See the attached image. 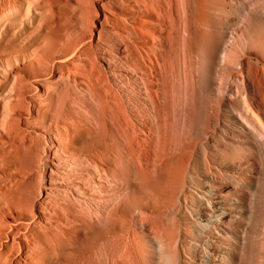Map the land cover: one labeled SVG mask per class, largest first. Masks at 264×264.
I'll return each mask as SVG.
<instances>
[{
	"label": "bare ground",
	"instance_id": "1",
	"mask_svg": "<svg viewBox=\"0 0 264 264\" xmlns=\"http://www.w3.org/2000/svg\"><path fill=\"white\" fill-rule=\"evenodd\" d=\"M0 264H264V0H0Z\"/></svg>",
	"mask_w": 264,
	"mask_h": 264
},
{
	"label": "rangeland",
	"instance_id": "2",
	"mask_svg": "<svg viewBox=\"0 0 264 264\" xmlns=\"http://www.w3.org/2000/svg\"><path fill=\"white\" fill-rule=\"evenodd\" d=\"M234 80H235V78L233 79L232 83H234ZM235 94H236L235 96L237 97V99H240L241 94H240V91L238 88L235 89ZM170 230H173V227L172 228L170 227ZM250 235L252 236L253 234H250Z\"/></svg>",
	"mask_w": 264,
	"mask_h": 264
}]
</instances>
